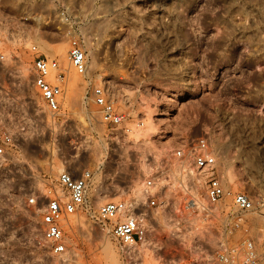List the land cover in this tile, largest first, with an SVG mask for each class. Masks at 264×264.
Segmentation results:
<instances>
[{"label": "rangeland", "instance_id": "1", "mask_svg": "<svg viewBox=\"0 0 264 264\" xmlns=\"http://www.w3.org/2000/svg\"><path fill=\"white\" fill-rule=\"evenodd\" d=\"M72 36L86 50L94 81L141 127L109 134L99 122L84 78L69 64ZM0 42V129L14 139L0 161V264L208 263L223 241L220 226L187 224L173 206H162L184 194L172 150L198 137L221 159L227 189L264 204V0H0ZM32 44L65 72L59 115L48 112L33 85ZM84 169L93 176L90 210L130 201L148 219L145 244L125 254L77 214L63 224L64 254L34 250L40 204L25 201L61 171L77 176ZM157 171L161 183L151 191L162 198L148 208L145 181ZM244 217L226 242L250 237L264 264V214Z\"/></svg>", "mask_w": 264, "mask_h": 264}, {"label": "built area", "instance_id": "2", "mask_svg": "<svg viewBox=\"0 0 264 264\" xmlns=\"http://www.w3.org/2000/svg\"><path fill=\"white\" fill-rule=\"evenodd\" d=\"M60 15L64 21H69L64 12ZM29 52L33 85L48 112L52 116L59 115L65 89V72L56 58L40 52L36 44L29 47ZM4 58L5 51L0 42V61ZM68 60L74 72L84 78L87 98L95 105L99 122L108 129L109 134L120 131L129 133L143 125L141 120L131 122L130 114L110 97L107 88L94 81L87 70L86 50L81 41L73 36L69 41ZM13 144L10 131L0 129V161L5 160ZM170 156L178 188L184 194L178 202L162 200V206H173L187 224L208 226L217 223L220 226L218 233L223 241L206 264H262L256 244L250 237L233 244L226 241L243 228L246 213L259 211L264 214V204L256 205L248 194L227 189L222 178V161L211 148L208 138L198 137L182 142L172 150ZM92 178V172L87 169L77 176L69 170H63L52 184L43 187L41 195L27 198L26 206L40 204L41 234L34 240V250L38 254L57 257L66 252L63 224L68 216L77 214H85L98 224L125 254L145 244L149 233L148 219L143 213H136L137 208L130 201L111 199L101 203L96 211L90 210L87 193ZM160 183L159 171L156 177L151 176L145 181L146 207L159 205L158 200L162 197L159 192L151 191V188ZM225 197H230L229 204L225 202Z\"/></svg>", "mask_w": 264, "mask_h": 264}, {"label": "bare ground", "instance_id": "3", "mask_svg": "<svg viewBox=\"0 0 264 264\" xmlns=\"http://www.w3.org/2000/svg\"><path fill=\"white\" fill-rule=\"evenodd\" d=\"M56 50L58 51V52H62L63 50H62V48L61 47H56ZM66 221H64V223H65Z\"/></svg>", "mask_w": 264, "mask_h": 264}]
</instances>
